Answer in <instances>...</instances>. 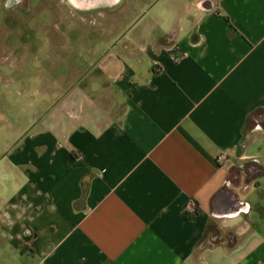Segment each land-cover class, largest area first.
I'll use <instances>...</instances> for the list:
<instances>
[{
    "label": "crops",
    "instance_id": "0c3cea01",
    "mask_svg": "<svg viewBox=\"0 0 264 264\" xmlns=\"http://www.w3.org/2000/svg\"><path fill=\"white\" fill-rule=\"evenodd\" d=\"M182 2L0 159V264H264V0Z\"/></svg>",
    "mask_w": 264,
    "mask_h": 264
},
{
    "label": "rangeland",
    "instance_id": "374dc122",
    "mask_svg": "<svg viewBox=\"0 0 264 264\" xmlns=\"http://www.w3.org/2000/svg\"><path fill=\"white\" fill-rule=\"evenodd\" d=\"M5 2L0 0V159L30 131L40 130L51 115L64 116L62 108L66 100H78L80 109L79 105L87 95L99 98L100 87L108 81L99 67L92 69L89 64L104 57L110 46L113 48L109 54H129L130 51L152 54L154 42L151 39L168 36L177 28L184 4L182 0H117L119 5L114 12L79 17L65 0H32L37 14L30 22V28L40 44V49L34 52L32 43L18 41V36L25 33L28 17L8 12L12 16L18 15L19 24L6 26ZM52 4L56 5L55 17L53 10L51 13L48 10ZM145 10L143 20L117 43L115 39L119 34ZM71 19L73 31L81 26L86 29L72 32L78 36L72 43L68 42ZM96 24L102 26L103 41L88 45L87 32L96 28ZM48 33L56 34L57 43L53 49H49L45 37ZM87 108L84 105L83 109ZM5 160L0 167L3 171L0 173L1 184L6 183Z\"/></svg>",
    "mask_w": 264,
    "mask_h": 264
},
{
    "label": "flooded vegetation",
    "instance_id": "af4514ba",
    "mask_svg": "<svg viewBox=\"0 0 264 264\" xmlns=\"http://www.w3.org/2000/svg\"><path fill=\"white\" fill-rule=\"evenodd\" d=\"M116 1V2H115ZM66 5L69 6V9L79 17H88L92 14H98L100 12H114L117 9H115L119 4L117 0H65ZM56 5L52 4L49 5L48 10L50 13L53 10V16H56V10L55 7ZM5 11H6V19H5V25L9 26L10 24L11 27H14L16 24L18 26V15L19 16H24L28 17V19L25 21L26 22V29L25 33L21 34V37L19 38L18 36V41L21 42L22 44H29L32 43L34 46V52L38 51L40 49V44L39 40L36 37L34 31L30 28V22L34 19L35 15L37 14L35 11V7L32 4V0H6L5 2ZM14 11L18 15L12 16L8 14V12ZM147 11H143L131 24H129L120 34L119 36L115 39V41L120 42L123 38H125L127 35L131 33V31L140 23V21L143 20L145 17ZM53 17V18H54ZM120 17V15L118 16ZM52 18V20H53ZM70 25H68V28L70 30V34L68 35V42L72 43L74 39H76L78 36L73 35L72 32H84L86 29H83L81 26L80 28H76L74 31L73 29V20L71 19ZM97 25V24H96ZM88 39L86 40V43L88 44H94L95 42L103 41L104 38V33L102 32V26H96V28H93L87 32ZM81 36V34H80ZM48 38L49 42V49H53L52 46H55L54 44L57 43V38L56 34H51L48 33L46 36ZM11 38H15V36H12ZM91 38V39H90ZM8 40V38H7ZM88 44V45H89ZM113 46H110L109 50L107 51L106 54L111 53ZM105 54V55H106ZM104 55V57H105ZM103 57V58H104ZM103 58H97L94 60L93 63H90L89 65L92 66V69L96 68L99 66ZM80 83V82H79Z\"/></svg>",
    "mask_w": 264,
    "mask_h": 264
},
{
    "label": "built area",
    "instance_id": "2783aa9c",
    "mask_svg": "<svg viewBox=\"0 0 264 264\" xmlns=\"http://www.w3.org/2000/svg\"><path fill=\"white\" fill-rule=\"evenodd\" d=\"M218 162H219L220 164H223V163L228 162V159H227L226 155L221 154V155L218 157ZM190 209H192V211H194L193 206H192Z\"/></svg>",
    "mask_w": 264,
    "mask_h": 264
},
{
    "label": "water",
    "instance_id": "95a60500",
    "mask_svg": "<svg viewBox=\"0 0 264 264\" xmlns=\"http://www.w3.org/2000/svg\"><path fill=\"white\" fill-rule=\"evenodd\" d=\"M103 58V57H102Z\"/></svg>",
    "mask_w": 264,
    "mask_h": 264
}]
</instances>
